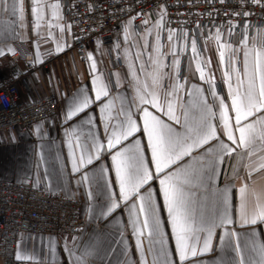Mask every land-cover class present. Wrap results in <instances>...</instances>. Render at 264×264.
I'll use <instances>...</instances> for the list:
<instances>
[{
	"label": "snow or ice",
	"instance_id": "1",
	"mask_svg": "<svg viewBox=\"0 0 264 264\" xmlns=\"http://www.w3.org/2000/svg\"><path fill=\"white\" fill-rule=\"evenodd\" d=\"M239 2L246 5L249 0ZM251 3L264 6V0H251ZM29 10L37 43L35 59L29 62L34 65L40 62L42 33L46 30V35L52 36V29L58 28L63 37L65 32L71 34L72 24L60 23L63 19L60 0H30L27 6L26 0H0L3 39L9 36L25 39ZM231 15L248 17L251 13L233 11ZM167 16L166 4L157 5L155 18L151 9L130 12L129 18L121 21L114 42L107 46L109 53H116L117 62L122 59L127 64L126 75L121 77L117 72L105 77L102 74L99 61L94 58L95 51L104 47V42L98 39L97 48L87 54L91 87L81 84L71 95L61 94L67 101L62 120L67 126L62 129V142L70 162L68 183L74 181L77 192L84 189L87 216L97 222L119 224L114 214L120 209L121 201L124 202L140 264H149L144 240H147L151 264H206L204 260L190 258L214 251L219 255L213 264H264V192L250 191L247 183L236 184L241 178L238 169L243 168L250 177L257 166L264 168V33L250 37L252 26L244 20L241 39L233 45L222 39V32L217 28L215 40L222 82L227 88L225 96L218 91L214 70L208 67L211 60L203 57L198 47L197 37L204 35L200 32L203 26L197 22L195 31L174 28L166 21ZM137 17H143L140 25H135ZM236 27V23L228 21L229 37ZM4 47L12 53L17 50L10 44ZM189 49L192 60L196 61L199 80L207 88L187 85L181 57ZM61 51L63 45L57 42L56 52ZM145 53L147 59L143 58ZM4 54L0 49V57ZM166 56L171 57L168 63ZM93 105L98 107V117L92 110ZM35 129L39 139L49 136L43 121ZM138 132L143 139L134 135ZM129 137L133 142L122 144ZM105 142L111 165L97 167L93 161L100 159ZM54 144V140L48 143L47 155L45 144L40 145L34 165L36 185L43 181L44 189L49 191L54 186L53 179L57 187H64L67 168L60 153L52 151ZM234 160L238 162L233 163ZM41 164L44 165L42 181ZM112 171L114 180L110 178ZM157 181L159 187L154 190L153 184ZM162 209L167 212L166 223L161 216ZM166 225L175 242L174 253L169 248ZM36 238L32 236L34 241ZM40 238L42 249L37 251L35 246L26 249L22 234L18 235L14 252L18 264H48V253L54 256L57 251V239L55 236H49L47 241L43 236ZM214 238L218 244H214ZM62 239L69 264H95L90 258L101 252L114 253L121 244L123 251L127 249L123 230L119 240L108 244L110 251H105L106 241L100 236H90L84 241L76 235L71 240Z\"/></svg>",
	"mask_w": 264,
	"mask_h": 264
},
{
	"label": "built area",
	"instance_id": "2",
	"mask_svg": "<svg viewBox=\"0 0 264 264\" xmlns=\"http://www.w3.org/2000/svg\"><path fill=\"white\" fill-rule=\"evenodd\" d=\"M61 12L66 24H72L67 48L70 53L83 59L91 43L98 39L109 46L114 42L121 21L129 18L135 10L145 12L155 10L158 4H166L171 27L196 30L197 22L203 27L198 35V47L201 40L222 32V39L239 43L241 26L244 20L252 26L249 35L264 33V6L253 4L251 0L241 5L239 0H60ZM233 11H248V17L232 16ZM225 13H228L225 15ZM143 17H137L135 25H140ZM236 23L234 34L229 37L227 23ZM166 35V34H165ZM122 40V37H121ZM166 51V49H165ZM189 51L181 57V69L184 75L186 58ZM19 54L10 55L12 64L8 67V78L0 71V135L4 132H31L40 121L55 116L57 100L52 94H39L32 85L30 99H24L19 83L30 79L33 71H49L51 55L34 65L31 54L23 55L20 67ZM19 73V75H17ZM82 203L71 196L52 193L44 189V183L36 185V177L25 175L18 181L0 179V263L18 264L14 258L17 237L20 233L31 235H77V229H83Z\"/></svg>",
	"mask_w": 264,
	"mask_h": 264
},
{
	"label": "crops",
	"instance_id": "3",
	"mask_svg": "<svg viewBox=\"0 0 264 264\" xmlns=\"http://www.w3.org/2000/svg\"><path fill=\"white\" fill-rule=\"evenodd\" d=\"M30 2V0H26V6ZM63 19L60 23L66 24L65 17L61 12ZM28 28L26 31L25 39L21 40L19 38H12L11 36L8 39H3V35H0V49H3L4 56L0 57V71L4 75V78H8V67L12 64L10 60V55L15 53L19 54L20 58L17 60V64L20 67H23L22 57L25 54H31L33 60L35 59V54L37 51V43L35 42V33L32 31L31 24V15L30 10L26 13ZM153 17L155 15L153 14ZM3 16L0 15V26H2ZM19 30V29H18ZM53 35L47 36L46 30L42 33L43 38L39 41V50L41 52L40 61L44 56L51 55V59L49 60V71L45 73L42 69H37L33 71L29 80L21 81L19 83V90L22 98L30 99L32 97V92L28 88L29 85H32L37 93L39 94H52L57 100V112L55 116L47 119L44 122V127L47 129L49 136L45 137L44 140L39 139L36 133L35 126L31 132H21L18 130L4 132L0 135V179L8 180V181H18L25 175H33L35 177L36 169L34 167L38 154L41 151L40 145L45 144V154L47 155V147L48 143L51 140L55 141V144L52 145L53 152H59L62 158V161L65 165H67L65 171V178L63 181L64 187H57L55 179H53V188L50 190L52 193L71 196L79 199L82 203V217L85 219V226L83 231L77 234L81 241L87 240L90 236H100L105 241V251H110L108 249V244H111L113 241H117L120 238V230H123L124 240L127 244L126 251L124 250V245L121 244L117 248L114 253L106 255L105 252H101L99 256L94 258L95 264H140V253L136 248V238L132 235V228L127 224L128 214L124 209V202L121 201V207L114 214L115 217L120 221L119 224L113 221L111 224L106 220H100L97 222L94 218L89 219L87 216V196L85 194L84 189L82 188L80 191H75V183L72 181L71 184L68 183L70 172V162L67 160V147L63 144V131L62 129L67 125L62 123L63 120V110L65 109L67 101L62 98L61 94L71 95L81 84L88 85L90 84V62L87 60V54L89 51H93L97 48V41L91 43L87 50L86 57L81 59L76 55L69 52L67 45L69 41V34L65 32L63 37L60 35V30L58 28L52 29ZM31 37V38H29ZM131 39V37H130ZM223 40L228 41L227 37L223 38ZM57 42L63 45V51L56 52ZM139 42L142 43V37L139 39ZM202 42V51L201 55L203 57L209 58L211 60V64L208 67H211L214 72V76L217 82L218 91L223 93L225 96L227 95V88L222 82V68L219 66V56L217 51V42L215 40V34L210 37L203 38ZM230 42V41H229ZM233 45H237L235 42H230ZM4 44H10L12 47L16 48V52H8L7 48L4 47ZM206 45V46H205ZM136 49L131 48V52L133 56L135 54ZM103 53V55L101 54ZM94 58L99 61L98 67L101 69L102 74L105 77H108L112 73L119 72L121 77H124L128 71L127 64L121 59L119 62L116 60V53H109L107 50V46L104 45L99 51H95ZM144 59H147V53L144 54ZM171 57L166 56L165 62H170ZM188 61H191L189 65ZM39 63V62H37ZM139 62H137L138 65ZM195 60H192L191 52L189 49L188 56L186 58L185 68H184V76L187 77V85L191 87L192 84H198L205 88L207 85L204 82L199 80V74L195 71ZM207 71V68H206ZM112 79L115 80V76H112ZM183 82V81H182ZM165 84H167V80H165ZM124 86L127 88V81L124 80ZM127 91L131 93V89L128 88ZM230 103V101H229ZM116 108H119V102H117ZM92 110L96 113L97 117L98 107L97 105L92 106ZM151 110V109H150ZM162 119H167V117H162ZM141 129H142V121ZM101 126V131H102ZM137 137L141 136V133L138 132L134 134ZM14 136L15 139H10V137ZM133 142V138L129 137L127 141H122V144H129ZM146 143V140H145ZM119 147V146H117ZM150 159V153L147 154ZM237 160H234L233 163H237ZM93 165L99 167L100 165L110 166L111 165V155L109 151L106 150V142H105V151L101 155L99 160H94ZM89 168L92 165L88 166ZM224 168L227 169L228 165L225 164ZM240 172V179L236 180L237 186L241 183H247L249 186V190H254L257 193L264 192V168L256 167L255 171L251 172L249 177L248 173L243 169H238ZM44 172V165L41 164L39 168V173L42 176ZM231 175V173H229ZM110 178L115 179V173L112 171L110 173ZM223 180V173L221 175V181ZM43 182V181H42ZM45 183V182H43ZM147 186H145L146 189ZM158 181L153 184L154 190H158ZM144 190V189H142ZM49 191V190H48ZM115 191L118 193V186L115 187ZM235 199V198H234ZM252 197L250 196V200ZM160 203L162 204V198H160ZM162 219L167 221V212L166 210H161ZM239 227V226H238ZM166 231L169 233V248L174 253L175 242L170 236V227L166 225ZM22 234V239L24 243V247L26 249H30L33 246L37 249V251H41L42 243L41 236L44 237L45 241L48 240L49 236H55L57 239V251L53 256L51 252L48 253V264H69V258L65 252H63L62 245L64 237H67L71 240L73 235H31L27 233ZM19 234V235H20ZM32 236H36L35 241L32 239ZM18 238V237H17ZM17 242V241H16ZM146 259L151 264V255L147 253V240L143 241ZM214 244H218V239L214 238ZM17 246V243H16ZM15 246V250H16ZM43 251H48L47 248H43ZM218 252H212L209 254H205L203 256H198L197 258L190 259H200L204 260L206 264H213V259L218 256ZM1 264V263H0ZM38 264V262H37Z\"/></svg>",
	"mask_w": 264,
	"mask_h": 264
},
{
	"label": "rangeland",
	"instance_id": "4",
	"mask_svg": "<svg viewBox=\"0 0 264 264\" xmlns=\"http://www.w3.org/2000/svg\"><path fill=\"white\" fill-rule=\"evenodd\" d=\"M153 18H155V17H153ZM150 40H151V38H149Z\"/></svg>",
	"mask_w": 264,
	"mask_h": 264
}]
</instances>
